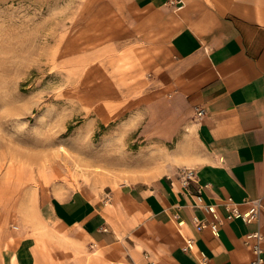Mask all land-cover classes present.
Segmentation results:
<instances>
[{
	"label": "crops",
	"instance_id": "0c3cea01",
	"mask_svg": "<svg viewBox=\"0 0 264 264\" xmlns=\"http://www.w3.org/2000/svg\"><path fill=\"white\" fill-rule=\"evenodd\" d=\"M105 4L120 15V38L146 45L150 82L196 122L174 160L108 194L48 186L15 210L5 192L0 264H250L245 236L258 231L264 249V0ZM181 167L197 182L183 188ZM229 199L240 214L260 200L258 220L227 219ZM214 215L216 233L196 230L194 218Z\"/></svg>",
	"mask_w": 264,
	"mask_h": 264
},
{
	"label": "rangeland",
	"instance_id": "374dc122",
	"mask_svg": "<svg viewBox=\"0 0 264 264\" xmlns=\"http://www.w3.org/2000/svg\"><path fill=\"white\" fill-rule=\"evenodd\" d=\"M107 1L0 0V202L15 210L48 186L108 194L155 174L196 122Z\"/></svg>",
	"mask_w": 264,
	"mask_h": 264
},
{
	"label": "built area",
	"instance_id": "2783aa9c",
	"mask_svg": "<svg viewBox=\"0 0 264 264\" xmlns=\"http://www.w3.org/2000/svg\"><path fill=\"white\" fill-rule=\"evenodd\" d=\"M181 6H178L177 8H180ZM204 114L203 110H197V116L200 118ZM176 179L180 183V185L183 188H187L190 186L191 183L197 182L196 172L192 168L188 167H181L178 168L176 172ZM200 193H201V187H198L197 189V198L200 200ZM249 209L245 212L240 214L236 208L233 207L232 201L229 199L226 202V208L230 211V214L226 216L227 219L232 218H240L245 223H251L254 221H257L259 218V211L261 207L260 200H254L249 202ZM209 212L214 214V210L212 208H207ZM215 222L207 223L204 220H198L196 218L193 219L194 225L197 231H201L206 227H210L211 230L216 233L218 224L221 223L218 221L217 216L214 215ZM180 223V222H179ZM263 237L262 235L256 231L251 234H248L245 236V245H247L251 252H252V259L250 261V264H264V249H263ZM191 243L189 241H186V247L188 249H191ZM205 258L202 259V262H205Z\"/></svg>",
	"mask_w": 264,
	"mask_h": 264
}]
</instances>
